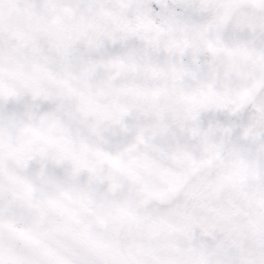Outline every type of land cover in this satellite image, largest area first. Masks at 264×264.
I'll list each match as a JSON object with an SVG mask.
<instances>
[{
    "label": "snow or ice",
    "instance_id": "1",
    "mask_svg": "<svg viewBox=\"0 0 264 264\" xmlns=\"http://www.w3.org/2000/svg\"><path fill=\"white\" fill-rule=\"evenodd\" d=\"M0 264H264V0H0Z\"/></svg>",
    "mask_w": 264,
    "mask_h": 264
}]
</instances>
